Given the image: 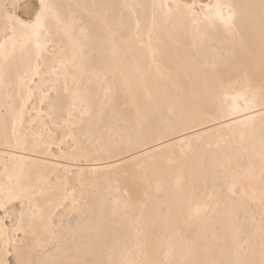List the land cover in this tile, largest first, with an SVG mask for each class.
Returning <instances> with one entry per match:
<instances>
[{"label": "snow or ice", "instance_id": "snow-or-ice-1", "mask_svg": "<svg viewBox=\"0 0 264 264\" xmlns=\"http://www.w3.org/2000/svg\"><path fill=\"white\" fill-rule=\"evenodd\" d=\"M20 7L18 3L0 4L3 29L0 91L4 96L0 129L5 146L26 153L44 151L53 145L62 147L70 141L74 147L70 152L61 153L65 159L88 161L97 156L121 154L118 158L131 156L133 159L128 163L140 165L145 172H155L156 157L169 146L167 140L178 126L203 125L207 121L209 126L220 125L214 128L217 135L235 134L238 130L240 145L243 147L247 141L251 148H243V160L238 156L235 162L232 157L223 162V172L230 178L225 182L226 191L221 190L215 196V203L188 208L190 220L223 208L228 228L223 234L214 235L211 244H201L199 234H182L183 257L167 264H264V0L248 6L252 11L247 19L253 28L257 20L259 24V81L251 72L254 50H250L249 67L223 62L224 72L216 62L211 65L194 62L191 66L198 86L191 100L178 78L171 74L166 77L170 87L164 99L172 102L170 117L179 111L183 119L172 122L169 118L159 124L148 119L147 108L142 111L138 107L134 82L136 86L144 85L149 108H158L159 102L145 84L146 77L140 75L139 68L135 75L123 70L130 58L135 61L139 51L146 48L155 63V57L161 54L157 47L159 33L164 31L191 35L193 47L197 39L201 45L211 40L210 30L238 35L235 5L204 4L197 13L195 5L180 3L172 6L31 0L23 5L24 17L17 14ZM141 10H145L146 17L143 24ZM122 90H126L131 105L121 104ZM37 91L46 111L37 112L29 122V130L37 124L41 126L39 135L32 136L29 146L28 135L21 137L18 129L23 128L28 105ZM192 100L202 102L192 103ZM257 103L261 111L258 130L255 117L249 115ZM130 106H136L133 132L114 135L115 127L127 123L126 109ZM150 140L154 144L149 145ZM141 143L151 146L153 151L137 156V151H143L139 147ZM155 144L161 147L156 148ZM142 159L144 163L140 164ZM101 171L109 172L111 168ZM91 172L95 175L97 169ZM78 182L79 193L68 176L37 170L35 165L29 167L23 155L5 159L0 173V212L3 213L0 215V264H163L149 258L142 245L138 246L142 258L130 259L121 254L120 259L110 256L107 260H90L64 246L67 234L79 227L85 211L94 216L99 210L100 218L116 220L117 217L130 219L128 214L135 208L131 197L123 201L93 193L88 194L86 201L85 185L82 180ZM116 190L119 191L118 186ZM156 190H160L159 185ZM213 199L209 197L210 201ZM86 202L89 207L84 209L82 204ZM175 212L179 218L184 212L183 206L177 205ZM105 248L114 254L116 245L100 233L95 250Z\"/></svg>", "mask_w": 264, "mask_h": 264}, {"label": "bare ground", "instance_id": "bare-ground-1", "mask_svg": "<svg viewBox=\"0 0 264 264\" xmlns=\"http://www.w3.org/2000/svg\"><path fill=\"white\" fill-rule=\"evenodd\" d=\"M8 0H0V4ZM53 3H129V4H170L175 6L177 3L195 5L194 11L201 12V5H214L216 3L232 4L236 6L235 31L238 35L229 36L223 31H209L211 40H205L203 45L197 39L193 47V37L185 33L160 32V44L157 46L161 54L155 57V63L151 53L147 49L139 51L135 61L129 60V65L123 69L129 74H136V69H140V75L146 77L145 84L152 91L154 99L159 102V107H148V101L144 93V85L136 86L133 84L134 93L139 100L138 107L144 111L147 108L148 119L159 124L171 119L172 122L181 121L183 117L177 111L176 115L170 117L169 109L173 106L170 100L164 99V93L169 89V81L166 77L171 74L178 78L185 94L190 98L198 86L196 73L192 68L194 62L201 65L205 62L211 65L216 62L220 64V71L224 72L223 62L229 64H242L249 67L247 61L250 50L255 52V60L251 65V72L255 79L259 81L261 74L260 67V39L259 24L256 22L255 28L247 23L249 13L252 11L249 5H258L260 0H52ZM258 9L256 10L258 14ZM150 19V11L148 12ZM140 19L142 24L145 22V10H141ZM147 37H145L146 39ZM155 39V38H154ZM3 40V29L0 26V42ZM225 72V76L227 77ZM119 79V73L117 74ZM235 78V77H233ZM39 83V81H38ZM121 104L127 102L131 105V100L126 90H122L119 95ZM192 103L202 101L192 100ZM35 108V111L33 110ZM39 111H46V107L40 104V93L36 92L33 101L28 105L25 114V124L19 128L20 136L25 134L29 138V146L32 136L39 135L40 125L37 124L29 130V122ZM4 112V96L0 91V114ZM31 113V116L28 115ZM127 123L114 128V135L119 136L126 132L131 133L135 128L136 106L126 109ZM249 115L255 117L257 130L260 127L261 111L259 104ZM242 118V117H240ZM231 121H226L230 123ZM210 122L187 123L178 126L176 133L167 140V145L163 152L156 157L157 170L147 171L140 168V165L130 164L131 156L118 158L117 154L113 157L97 156L92 160H73L65 159L61 156L62 152H70L74 147L70 141H66L62 147H57L58 153L50 149L44 151L20 153L15 147H6L3 142V131L0 129V173L3 172L5 159L13 155H23L29 167L35 165L37 170H44L54 173L61 177L68 176L70 183L79 193L80 183L85 185V200L88 201V194L98 193L105 198L115 196L123 201L131 197L135 208L130 210V219L117 217L100 218L99 210L96 215L90 216L85 211L81 218V223L74 233L66 236L63 244L71 247L73 251H79L82 256L90 260H107L110 256L120 259L121 254L130 259L142 258L138 246L142 245L149 258H155L167 264L168 261H178L183 257L184 245L182 234L189 236L199 234L201 244L213 243L214 235L223 234L229 226L228 219L223 208L215 212L211 210L203 217L189 219L188 208L195 209L197 204L215 203V196L221 190L226 191L225 182L230 179L222 169L223 162L232 157L234 162L239 156L244 159L243 148H251L247 141L244 146L240 145L239 131L235 134L222 133L217 135L214 128L220 127L219 124L209 126ZM9 136H11V126H9ZM183 142V143H181ZM149 145L154 144L148 141ZM59 144V140L57 141ZM211 145V147H209ZM140 149L136 155L142 157L143 152H152L151 146L145 147L140 144ZM156 148L161 145L155 144ZM258 147V139H257ZM172 161L169 163V161ZM143 159L140 164H143ZM97 169L92 174L91 169ZM111 171L104 172L103 169ZM81 172L83 173L81 177ZM146 177V179H145ZM55 179V176H53ZM157 185L160 190L157 191ZM117 186L119 191L116 190ZM111 189V190H110ZM71 191V188L69 189ZM127 193V195H126ZM209 197H214L209 200ZM181 205L184 208L183 214L177 218L175 208ZM84 209L89 207V202L82 204ZM170 209L172 210L170 212ZM163 210V213L161 212ZM2 215V214H0ZM194 216V213H193ZM73 225L76 221H72ZM104 233L110 244L116 245L115 253L109 249L95 250L97 236Z\"/></svg>", "mask_w": 264, "mask_h": 264}, {"label": "rangeland", "instance_id": "rangeland-1", "mask_svg": "<svg viewBox=\"0 0 264 264\" xmlns=\"http://www.w3.org/2000/svg\"><path fill=\"white\" fill-rule=\"evenodd\" d=\"M185 2H191L192 0H183ZM201 2L205 1V0H200ZM31 0H8L6 3L8 4H12V3H18L21 5V7L17 10V14L21 17H24L25 16V12H24V9H23V5L27 4V3H30ZM52 152L57 154L58 153V150H57V147L55 146H52ZM0 214L3 215L2 212H0Z\"/></svg>", "mask_w": 264, "mask_h": 264}]
</instances>
